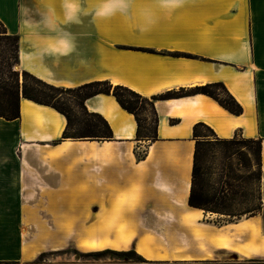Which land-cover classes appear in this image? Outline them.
I'll use <instances>...</instances> for the list:
<instances>
[{
    "label": "crops",
    "instance_id": "1",
    "mask_svg": "<svg viewBox=\"0 0 264 264\" xmlns=\"http://www.w3.org/2000/svg\"><path fill=\"white\" fill-rule=\"evenodd\" d=\"M0 19L19 37L18 67L54 86L108 81L149 98L207 83L226 86L242 113L203 93L154 99V140L138 139L134 114L107 93L84 104L108 121L109 140L62 139L65 115L26 97L20 116L9 121L18 126L20 145L32 151L22 157L36 183L29 194L57 196L54 212L91 204L98 232L108 223L113 236L114 225L126 224L136 230L129 244L135 247L140 236L152 234V245L168 254L157 257L162 261L188 264L228 251L212 241L217 234L192 236L193 224L183 220L184 212L199 210L188 204L194 128L202 122L220 138H261L264 178V0H0ZM74 195L78 205L71 204ZM203 217L201 211L194 225ZM250 218L264 227L261 213ZM240 237L237 245L251 239L260 245L248 255L264 258L261 236Z\"/></svg>",
    "mask_w": 264,
    "mask_h": 264
},
{
    "label": "rangeland",
    "instance_id": "2",
    "mask_svg": "<svg viewBox=\"0 0 264 264\" xmlns=\"http://www.w3.org/2000/svg\"><path fill=\"white\" fill-rule=\"evenodd\" d=\"M9 43L10 41L5 38L0 39V59H2L4 50L9 47ZM14 69L20 71L19 80L22 88L24 84L22 71L18 65H15ZM3 75V79L6 80L14 76L12 74L7 75L2 70L0 62V83L5 82L2 79ZM25 87L28 94L42 102L58 107L69 116V133L74 135L104 134L105 128L101 122L81 105L84 95L95 88H99V86L72 87L71 89L61 87L63 89L59 90L28 76ZM211 90L220 98H226L221 89L213 87ZM119 93L124 99L132 100L126 91L120 90ZM136 108L140 114L142 134H149L154 126L151 110L141 102L136 104ZM17 127L5 118L3 122L0 120V264H187L173 259L162 261L157 259L158 256L146 258L138 252L134 242L132 245H129V242L126 250H112L120 252L134 249L147 261H141L135 254L122 255L114 252L101 255L91 254L92 251L112 248L102 247L101 241L88 240V243L86 242L87 229L97 231V226L94 227L91 223V204L85 205L87 210L83 211H76L70 207L68 210L61 209L54 212L50 205L55 203L54 199L56 200L57 196L29 194V187L36 186V183H34L35 180L32 183L27 178L26 168L28 164L23 162L22 157L32 151L27 145H20V138L16 135ZM198 134L204 135L203 139L211 141L201 144L199 151L200 178H202L204 190L210 195V198L214 195L217 197L208 204L214 206L223 202L226 205L224 209L226 213L202 209L204 222L201 223L205 224L202 226L194 225L195 218L200 215L201 211L193 212L191 235L197 238L219 235L223 232L224 234L228 233L230 238L234 237L232 239L234 247L228 251H221L214 260L199 259L188 264H264V258L248 254L243 255L242 251L235 248L237 238L242 240L240 237L242 234L238 233L239 226H236L244 225L248 221H254L258 224L256 219L250 218L256 213H261L264 219L262 209L253 215L245 212V210L256 208L259 203L261 208L264 206L263 170L261 168V179L258 180V167L250 153V147L255 146V143L224 142L223 139L217 141L211 132L203 126L198 128ZM237 136L238 140H243L242 137L244 136L241 134H237ZM69 139L91 138L87 136ZM44 154L50 155V152L46 150ZM86 156L85 158L88 160L86 164L91 165V161H89L91 160V153L86 154ZM73 197L75 199L71 204L78 205L79 200L77 198L80 196H72L71 201ZM63 205L65 206V204ZM52 207L54 208L53 205ZM63 218L65 220L61 221ZM121 218L125 217L122 216ZM58 219L60 224L59 222L56 223ZM85 222L88 225L85 226ZM113 228L114 236L117 228L115 226ZM109 229L112 230L110 227L103 232L108 233V236L111 237L112 235L108 232ZM260 230V236L264 238V227H260ZM187 233L189 234V232ZM148 236L151 237L152 244L153 235L148 234ZM82 241L85 242L86 246L82 245ZM152 247H154L155 253H160L157 250L159 246L152 245ZM259 252L254 253L258 254Z\"/></svg>",
    "mask_w": 264,
    "mask_h": 264
},
{
    "label": "trees",
    "instance_id": "3",
    "mask_svg": "<svg viewBox=\"0 0 264 264\" xmlns=\"http://www.w3.org/2000/svg\"><path fill=\"white\" fill-rule=\"evenodd\" d=\"M5 38L6 40H9V47H7L4 50L2 59H0L1 65H2V70L5 71L7 75H14L11 77V79H3L4 75L2 76L3 81L0 83V117H3L7 120H13L16 119L20 116V106H21V98L26 97L31 100H34L38 103L42 104H47L50 106H53L56 108L58 111L63 113L67 119V127L63 130L62 132V139H68V138H77V137H87L90 136L91 139H98V140H109L112 138V129L108 123V121L99 113L97 112H89L84 104V100L86 97L92 96L97 93H107V94H113L117 101L120 103V105L127 109L129 112L133 113L137 122H138V129H137V138L138 139H150L154 140L156 139V124L158 122V115L155 109L154 105V99L156 98H172V97H178V96H183L187 94H194V93H203L207 94L214 99H216L223 107L226 109L230 110L231 112L235 114H240L243 111V108L241 104L234 98V96L228 91L226 86L222 82H214V83H207L201 86H196L192 89L189 90H184L181 89L180 91H173V92H167L164 94H160L158 96H152L151 98L146 97L141 95L140 93L122 85H116L112 86L108 81H94L90 83H86L80 87H94V86H99V88H95L91 92L87 93L84 95L81 101V105L83 108L87 110L90 114H92L94 117H96L103 127L105 128V132L103 135H98V134H88V135H74L68 132V125H69V116L61 111L58 107L51 105L50 103H45L42 102L32 95L28 94L26 87H25V81L28 76L33 77L39 81L44 82L46 85H49L53 88H57L59 90H62L63 88L61 87H56L54 85H51L49 83H46L45 81L41 80L40 78L36 77L35 75L31 74L29 71L25 69H20L22 71L23 75V81L24 84L20 85V80H19V70H15L14 66L18 65L19 63V37L16 34H12L8 31L6 25L4 22L0 19V39ZM1 55V54H0ZM1 79V80H2ZM103 86V87H102ZM213 87H216L218 89H221L223 94L225 95V99L220 98L217 94L214 93L211 89ZM66 89H71V88H66ZM120 90H124L127 92V94L131 97L132 100H126L122 97V95L119 93ZM138 102L144 103L146 106L149 107L151 110V113L153 115L154 119V126L151 131H149V134H142V125H141V120H140V114L136 108V104ZM200 126H203L207 128L210 132L211 135H213L217 141H220V139H223L222 141H243V142H250V143H255V146L250 147V153L253 155V159L255 161V164L258 167V180L261 179V168H262V155H261V150H262V139L261 138H245L242 137L243 140H238L237 133L235 136H233L231 139L230 138H220L216 135V133L213 131V129L204 124V123H198L196 124L194 128V136L196 139L195 142V150H194V160H193V167H192V183H191V188H190V194L188 198V204L192 207L198 208V209H203L205 211H211V212H217V213H226L225 212V207L226 205L221 202L219 204H215L214 206H210L208 203L213 201V199H217L216 195H214L212 198H210V195L205 192L202 178L201 176V171H200V165H199V151H200V145L204 144L205 142H211L209 139H203L198 137V128ZM206 136V134H205ZM223 200V199H222ZM261 209V204L254 208V209H249L245 210V212H249L250 215L255 214L257 211ZM136 248V247H135ZM113 248H106L103 250L99 251H92L90 252L91 254H96V255H101L105 254L108 252H114V253H119L122 255H130V254H135L137 255L141 261H147L145 258H143L141 255L137 254L134 249H130L127 251H115L112 250Z\"/></svg>",
    "mask_w": 264,
    "mask_h": 264
},
{
    "label": "bare ground",
    "instance_id": "4",
    "mask_svg": "<svg viewBox=\"0 0 264 264\" xmlns=\"http://www.w3.org/2000/svg\"><path fill=\"white\" fill-rule=\"evenodd\" d=\"M66 141H69V140L67 139ZM60 148H62L64 150H67L68 149V143H64ZM91 150H92V147L91 148L89 147V151H91ZM197 211L200 212L201 209H199ZM112 213L113 212H111V214ZM193 215H194V213L192 211H186V212L183 213V220L185 222H187V223L193 224L192 221H191ZM106 216H107V214H106ZM112 216H114V215H112ZM105 220H107V219H105ZM108 220H110V219H108ZM100 222H103V221H100ZM122 222L125 224V222H127V221H126L125 218H123L122 219ZM100 224H102V223H100ZM108 225H109L108 223L107 224H102L100 226V232H98V229H99L98 227L96 228L97 231L87 229V231H86V237H85L86 242L88 243V240H91V241L92 240L93 241H101L102 242L101 243V246L102 247L108 246V247H112L113 249L122 250V249H126L128 247L129 242L137 234L135 229L126 227V224L125 225L120 224V225H117L116 226L117 229L115 231V235L113 237H110V236H108V233H104L103 232L107 228H110ZM201 225L202 226L203 225L205 226L204 223H201ZM236 227L239 228L238 229L239 231L238 230L237 231H238V233L240 232V234H245V235L251 234V237H253V238L254 237H260V235H261L260 234V231H261L260 230V227L254 221H248L244 225L243 224H240V225H237ZM233 238H230L228 236V233L224 234V232H223V233H221L219 235L217 234L215 236H212V241L215 243V245H219L222 248L232 249L234 247L233 246V243H232V239ZM262 243H263V246H264V238H262ZM82 245L83 246H86L84 241H82ZM153 248L154 247H152V244H151V237L148 236V234H145V235L140 236V239L137 242V250H138V252L140 254H142L146 258H152V257H157L158 256V257H160V258L162 257L164 259V258H167L168 257V254L167 253H164V252H162V253L160 252L159 254L158 253H155V251H154ZM235 248L237 250L242 251L244 254H248V252H250V251L251 252H256V253L259 252V251H261L260 245L253 243L252 242V239L251 240H248L244 245H242V244L241 245H236Z\"/></svg>",
    "mask_w": 264,
    "mask_h": 264
}]
</instances>
